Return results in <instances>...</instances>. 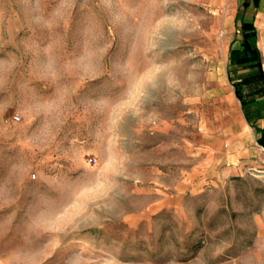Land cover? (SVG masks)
Returning a JSON list of instances; mask_svg holds the SVG:
<instances>
[{"label":"rangeland","instance_id":"374dc122","mask_svg":"<svg viewBox=\"0 0 264 264\" xmlns=\"http://www.w3.org/2000/svg\"><path fill=\"white\" fill-rule=\"evenodd\" d=\"M242 1L0 0V264H264V149L191 172Z\"/></svg>","mask_w":264,"mask_h":264},{"label":"crops","instance_id":"0c3cea01","mask_svg":"<svg viewBox=\"0 0 264 264\" xmlns=\"http://www.w3.org/2000/svg\"><path fill=\"white\" fill-rule=\"evenodd\" d=\"M256 15L257 12L254 19L257 27ZM257 29L259 32L258 46L264 60L263 50L259 45L260 29L258 27ZM230 94L232 93L228 95ZM232 95L234 96V94ZM232 107V104H230V111L226 115L219 114L208 118L206 135L207 155L205 159L199 161L192 168L191 172L195 177L200 179L225 178L238 168L237 165L241 160L244 159V162H246L247 159V162H249L251 157L260 154V148L264 149L257 142V131L255 130L254 133L250 131L251 127L249 125L251 124L248 122L241 104H239V112L237 114L232 112Z\"/></svg>","mask_w":264,"mask_h":264},{"label":"trees","instance_id":"16d2710c","mask_svg":"<svg viewBox=\"0 0 264 264\" xmlns=\"http://www.w3.org/2000/svg\"><path fill=\"white\" fill-rule=\"evenodd\" d=\"M260 5L261 0H243L238 9L241 38L239 46L229 50V64L252 69L246 73L238 71L234 77L229 73V79L237 85L236 96L248 122L256 128L257 142L264 147V65L258 46V29L254 23ZM250 85H254V88L245 93L244 88ZM259 100L263 102V107L258 105ZM258 120H262V126L256 124Z\"/></svg>","mask_w":264,"mask_h":264},{"label":"bare ground","instance_id":"6f19581e","mask_svg":"<svg viewBox=\"0 0 264 264\" xmlns=\"http://www.w3.org/2000/svg\"><path fill=\"white\" fill-rule=\"evenodd\" d=\"M261 38V37H260ZM259 45H260V47L262 48L264 45H263V43H262V41H259ZM264 51V50H263ZM232 98V97H231ZM233 99V98H232ZM236 111V110H235Z\"/></svg>","mask_w":264,"mask_h":264},{"label":"flooded vegetation","instance_id":"af4514ba","mask_svg":"<svg viewBox=\"0 0 264 264\" xmlns=\"http://www.w3.org/2000/svg\"><path fill=\"white\" fill-rule=\"evenodd\" d=\"M252 68L251 67H248V68H246V71H250Z\"/></svg>","mask_w":264,"mask_h":264}]
</instances>
